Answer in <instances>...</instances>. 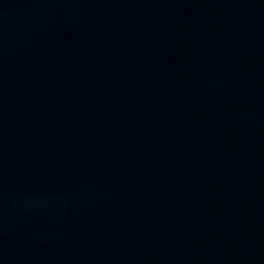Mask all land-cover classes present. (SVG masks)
<instances>
[{
  "label": "water",
  "instance_id": "1",
  "mask_svg": "<svg viewBox=\"0 0 264 264\" xmlns=\"http://www.w3.org/2000/svg\"><path fill=\"white\" fill-rule=\"evenodd\" d=\"M49 0H0V87L12 70Z\"/></svg>",
  "mask_w": 264,
  "mask_h": 264
}]
</instances>
